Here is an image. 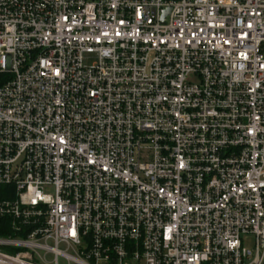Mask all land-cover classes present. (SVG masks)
<instances>
[{"label": "built area", "instance_id": "obj_1", "mask_svg": "<svg viewBox=\"0 0 264 264\" xmlns=\"http://www.w3.org/2000/svg\"><path fill=\"white\" fill-rule=\"evenodd\" d=\"M1 186L0 264H264V0H0Z\"/></svg>", "mask_w": 264, "mask_h": 264}, {"label": "trees", "instance_id": "obj_2", "mask_svg": "<svg viewBox=\"0 0 264 264\" xmlns=\"http://www.w3.org/2000/svg\"><path fill=\"white\" fill-rule=\"evenodd\" d=\"M7 190L6 187L1 186L0 187V197L4 194V192ZM13 236L9 220L7 218L0 217V237H8Z\"/></svg>", "mask_w": 264, "mask_h": 264}, {"label": "rangeland", "instance_id": "obj_3", "mask_svg": "<svg viewBox=\"0 0 264 264\" xmlns=\"http://www.w3.org/2000/svg\"><path fill=\"white\" fill-rule=\"evenodd\" d=\"M248 245H249V246L251 245V241H248Z\"/></svg>", "mask_w": 264, "mask_h": 264}]
</instances>
